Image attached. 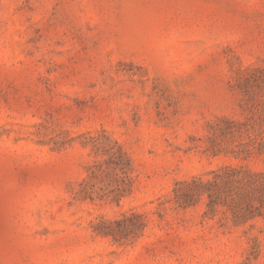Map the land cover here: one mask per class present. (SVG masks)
<instances>
[{
  "label": "rangeland",
  "instance_id": "rangeland-1",
  "mask_svg": "<svg viewBox=\"0 0 264 264\" xmlns=\"http://www.w3.org/2000/svg\"><path fill=\"white\" fill-rule=\"evenodd\" d=\"M228 167L264 174V0H0V264H264Z\"/></svg>",
  "mask_w": 264,
  "mask_h": 264
},
{
  "label": "trees",
  "instance_id": "trees-1",
  "mask_svg": "<svg viewBox=\"0 0 264 264\" xmlns=\"http://www.w3.org/2000/svg\"><path fill=\"white\" fill-rule=\"evenodd\" d=\"M121 150V148H120ZM249 151H245L246 155H249ZM118 162L122 159H116ZM129 161V159H127ZM107 162V161H106ZM103 163L97 162L89 167V179H97L99 177V173L102 172ZM124 167V165H123ZM227 169L229 172L226 177L230 179V181L236 185V188L239 190L240 194H242V202H246L245 207L242 208L238 205L237 212L240 213L241 217L252 218L255 216H264V174L261 172H250V171H242L241 169L230 168ZM127 183L122 188H114L109 192L100 191L95 192L96 196L99 199L109 198L115 201L116 203L119 199L124 195L127 191ZM94 192H88L89 197ZM91 198V197H90ZM255 202V203H253ZM213 202H211L210 208L213 209ZM123 221H128L131 223L134 228L141 229L145 226V216L141 213L131 212L130 215H123ZM102 224H108V227L111 226L114 222L117 221H101ZM107 227V226H106ZM105 234L112 235V230L110 228H106L104 230Z\"/></svg>",
  "mask_w": 264,
  "mask_h": 264
}]
</instances>
